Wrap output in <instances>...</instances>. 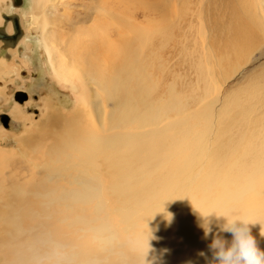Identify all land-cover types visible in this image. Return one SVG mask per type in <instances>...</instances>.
I'll list each match as a JSON object with an SVG mask.
<instances>
[{"label":"rangeland","instance_id":"obj_1","mask_svg":"<svg viewBox=\"0 0 264 264\" xmlns=\"http://www.w3.org/2000/svg\"><path fill=\"white\" fill-rule=\"evenodd\" d=\"M235 2L0 0V28L14 33L12 21L3 16L17 15L22 30L14 47L0 41V230H8L21 207H32V217L23 219L28 231L19 236L36 239L45 232L44 245L64 246L70 257L64 264L91 258L93 264H141L148 247L150 264H210L211 236L204 237L200 212L241 214L264 224V0H245L243 15H254L260 28L245 43L247 54L239 52L243 66L222 80L217 58L224 37L215 36L212 24H226L230 13L239 11ZM101 37L109 45L111 39L123 41L111 46L115 69L110 65L105 73V64H99L101 76L124 69L125 82L129 71L133 75V104L122 108L123 116L132 112L135 120L118 128L109 129L105 119L112 101L107 104L105 91L91 82L95 62L106 54L93 43ZM142 89L149 93L145 99L135 91ZM61 119L79 130L73 144L47 136L60 129ZM51 122L57 123L53 129ZM116 133H123L116 154L123 158L94 156L92 161L102 165L89 166L83 137ZM75 177L91 183L93 191L87 198L71 193L58 200L64 188L86 193ZM14 187L29 191L18 207L9 198ZM34 191L46 197L35 198ZM44 200L54 206L38 209ZM259 222L250 227L264 249ZM221 235L231 239L230 233ZM16 236L0 232V264H53L44 245L43 257L28 260L40 250V241L32 251H14L9 243Z\"/></svg>","mask_w":264,"mask_h":264},{"label":"bare ground","instance_id":"obj_2","mask_svg":"<svg viewBox=\"0 0 264 264\" xmlns=\"http://www.w3.org/2000/svg\"><path fill=\"white\" fill-rule=\"evenodd\" d=\"M233 1V0H232ZM237 2V6L239 7V11L241 12V16L242 18H239L238 15H239V11L238 12H233V14L230 13V20L226 22V24H221L219 21H215L214 24V27L215 29L217 30L215 36H219L220 37H224V42L222 43L223 45H220L222 47L221 50V54L220 56H218L217 58V65L219 66L220 69H224L223 72H219L221 74V77H222V80H226L228 79L230 76H232L241 66H243V61L245 62V59L244 56L242 55H239V52H245L247 54V50L245 49V43L254 39L255 35L254 33L255 32H258V28H260L259 26V23H256L255 22V18H253L254 15L252 16H249L248 14V17H245L243 15V13L247 14L246 13V7L244 6V2L245 0H235ZM227 2V0H226ZM235 2V3H236ZM234 3V2H233ZM246 4V3H245ZM144 6V5H143ZM230 10H231V7H234L230 4H228ZM104 7V6H103ZM128 7V6H127ZM155 7V6H154ZM106 13H108V10L106 7H104ZM157 8V7H156ZM251 8V7H250ZM237 9V8H236ZM68 10V9H67ZM152 11V10H151ZM226 11V10H225ZM199 14L203 13L202 10H198L197 11ZM104 14V13H103ZM110 14V13H109ZM115 14V13H114ZM225 14H228L227 12ZM252 14V13H251ZM250 14V15H251ZM156 15V14H155ZM215 17V15H214ZM117 19L118 21V27L120 28V25H121V21H119V17H117L115 15L114 19ZM126 18V17H125ZM212 18V17H211ZM216 19V18H215ZM257 19V18H256ZM128 20V19H127ZM149 21V20H148ZM104 22V21H103ZM152 22V21H151ZM212 22V21H211ZM99 23V21L97 22ZM100 24V23H99ZM134 25V23H133ZM95 26V25H94ZM93 27V26H92ZM97 28V26H95ZM101 27V26H100ZM103 27V26H102ZM91 28V27H90ZM98 28H99V25H98ZM106 28H108L107 24L106 26L104 27V30H106ZM130 28V27H129ZM142 29V28H141ZM257 30V31H256ZM119 31V30H118ZM254 35V36H253ZM259 36V35H258ZM119 37H121L123 39V36L121 33H119ZM104 37H101L99 38V40H93V43L95 44H98L97 45V48L103 52V53H106L105 55L103 54V56L101 57V61H94L95 64H98L94 67V70L96 69V74H94L95 76H91V82H94L96 85L100 86L101 89L103 91H105L106 95H107V98L105 99V102L108 104L109 101H112V106L113 108H110L109 111L106 113L107 114V117L105 119L108 120L109 122V129L110 128H118V127H122L125 123L126 125L127 124H132V122L135 120L134 117H131L130 114L132 113H129L127 116H123V108L122 107H125L128 109L132 106L133 102L131 100V94L133 93L130 85H129V81L131 78H133V75L131 74V71H129V76L127 75L125 78V82L123 80V70H117L118 72H116L115 74L114 73H109L108 76L110 77H104L101 76V72L99 71L100 69V66L101 64H105V68H104V72L106 73L107 71H109V66L111 65L112 69H115V66L117 65L115 60L117 57H115V59L111 56V46H115L117 44H122L121 42H123L121 40L118 41L116 38L115 39H111L112 41H109L111 44L109 45L107 42L104 43V41L106 40L105 38L103 39ZM110 40V39H109ZM120 40V39H119ZM92 43V44H93ZM95 46V45H94ZM119 46V45H118ZM78 49V48H77ZM82 49V48H81ZM89 50V52L87 51L88 55L90 54L92 56V51L89 47H87V45H84L83 47V50ZM123 49V48H122ZM79 50V49H78ZM82 51V50H81ZM118 51V50H117ZM83 52V51H82ZM120 52V51H118ZM80 53V51H79ZM110 53V54H109ZM220 53V52H219ZM235 53L237 56H235ZM94 56V55H93ZM93 59V58H92ZM104 59V60H103ZM95 60V59H94ZM90 61V60H88ZM104 61V63H103ZM91 62V61H90ZM122 62V61H120ZM100 64V66H99ZM226 64V65H225ZM217 66V68H218ZM121 67V66H120ZM123 67V66H122ZM229 69V70H228ZM142 70V69H141ZM111 71V70H110ZM116 71V70H115ZM143 71V70H142ZM105 75V74H104ZM143 76V75H142ZM211 76V75H210ZM100 77L102 79H100ZM212 77V76H211ZM221 83V82H220ZM136 92L140 93L142 97L143 95H149V93L147 92H144V94H142V92L144 91L143 89L142 90H135ZM142 91V92H141ZM123 96L125 98V102L123 101ZM147 96H144L142 97L143 99L147 98ZM247 97H249V95H246ZM251 97V96H250ZM243 99V98H242ZM248 99V98H247ZM250 100V99H249ZM48 101V100H47ZM240 101V100H239ZM244 101V100H243ZM227 102V101H226ZM238 102V101H237ZM242 102V101H241ZM240 102V103H241ZM103 103V102H102ZM229 103V102H228ZM144 104H146V100L144 102ZM213 104H214V101H212V103L210 104L211 107H213ZM237 104V103H236ZM242 104V103H241ZM227 105V104H226ZM229 105V104H228ZM227 106H224V109L222 110L223 114L226 115V113L229 111L227 110V108H225ZM95 110L97 111L98 113V116L100 118V124L102 125V127L104 128L103 126V121L105 119H101V111H102V107H101V104L100 102H97L95 103ZM73 116V115H72ZM71 116V117H72ZM75 116V115H74ZM77 116V115H76ZM48 117V116H47ZM81 117V116H80ZM124 119V121H123ZM126 119V120H125ZM53 120V119H52ZM61 123L58 124V127H60V129L57 131V132H53L52 130L51 131H48L50 132L49 134H47V136L53 140V141H56L58 138H60L61 140H63L64 143H67V144H73V139L76 140L75 138V134L79 131L77 129V127H73V123L71 121H67V120H63L61 119ZM75 121V120H74ZM224 121V120H223ZM75 123V122H74ZM123 123V125H122ZM52 125V129L53 127H55L57 125V123H53L51 122L50 123ZM42 125V123H41ZM40 125V126H41ZM87 129V128H86ZM93 131V130H92ZM96 131V130H95ZM103 131H107V130H103ZM118 132V131H117ZM82 135V134H81ZM103 135V134H102ZM105 135V134H104ZM44 138H40L39 139V142H42ZM84 139V142L86 143L85 147H82V152L86 154L87 156V164H89V166H100L102 165L101 163H95L94 161H92L93 157L94 156H99V155H102L104 157H107V156H116V157H119V158H123V155H116L118 153V147L119 145H117L118 143H120V141L123 139V133H116V134H109V135H106L105 137H98V136H95L94 134L92 136H89V137H83ZM106 142L107 144V147H103L102 144ZM59 143V142H58ZM98 144V145H97ZM79 146V145H78ZM52 147V146H50ZM65 147V146H64ZM63 147V148H64ZM110 148V149H109ZM60 149V148H59ZM109 149V150H108ZM102 150V152H101ZM49 153V152H48ZM68 153V152H67ZM70 154V153H68ZM85 166V165H84ZM90 168V167H89ZM83 171V170H82ZM86 171V170H85ZM119 171H123V168L120 169ZM108 173H109V170H108ZM50 178H52L51 176H48ZM78 179V181H76V183L78 185H80L81 187H83V190L86 191V193L82 194V193H79L73 189H68V188H64L62 190V195L61 193H59L58 195V200L60 199H65V198H69V195L71 193H74V195L78 196V198L81 199L80 196L82 197H88L90 195V193L93 191V185L91 183H89L88 181H85V180H81L79 177H75L74 179ZM23 185H26V184H23ZM37 185V184H35ZM40 185V184H39ZM124 185H127V183H125ZM254 185V184H253ZM29 194V191L26 190L25 188H22V187H14V192L13 194L10 192L9 195H11L12 197H9L12 199L11 202H14L12 206H16L18 207L21 203L25 202L27 197ZM36 194V197L37 198L38 196H45L46 197V194L45 192H37V191H34L33 192V195ZM57 194V193H56ZM80 195V196H79ZM51 198H53L51 196ZM84 198V199H86ZM3 199V198H2ZM5 200V204L8 203V200L7 199H3ZM36 201V200H35ZM240 201V200H239ZM243 201V200H242ZM29 202V201H28ZM52 200H48V203H51ZM241 202V201H240ZM47 200L43 201L42 203V207H39L38 209H45L47 207ZM59 203V202H58ZM62 204V202H60ZM4 204V203H3ZM4 204V205H5ZM52 204V203H51ZM60 204V205H61ZM54 206V204H52ZM240 205V204H239ZM70 206V205H69ZM247 206V205H246ZM72 208V210L74 209L72 206H70ZM14 208V207H12ZM23 208L21 211H22V214H19V215H14V219L12 220V224H10V226L8 227V230L6 229H2L0 230V232H3V231H6V234H12V235H17L15 237V239L13 240L12 243H9V244H13V247L15 248L14 251H16L17 249H22V248H29L30 251H32V246H33V243H36L38 241H40V250L33 253L32 255H29L28 256V260L30 261L31 259H34L35 261H38L41 257H43L44 255L41 254L42 251V246L44 245L45 243V240L41 239V235L45 232H40L38 237H36V239L32 238V235L29 234L27 236H19V235H22L24 234L25 232H27L28 230L25 229L23 227V219L26 217V216H31V213L33 212L34 208H26L25 206L21 207ZM42 209V210H43ZM15 210V209H14ZM47 211V210H45ZM68 211H65V215H67L68 217V214L66 213ZM74 212V211H73ZM73 212H70V213H73ZM37 213V220L39 219V223L37 224L39 227L38 229L40 230H43L44 229V225L42 224L41 222V215L39 214V211L36 212ZM43 213V212H42ZM57 213V212H56ZM63 213V215H64ZM61 214V213H60ZM64 215V217L66 218V216ZM73 215V214H71ZM77 215V214H76ZM161 215H164L161 213ZM43 216H46V212L43 213ZM70 216V214H69ZM61 218V217H60ZM76 218V217H75ZM63 219V217H62ZM72 220V219H71ZM69 222L70 219H69ZM75 221H72V225ZM35 229V226H32L31 229L29 230H34ZM36 232V231H35ZM38 233V232H37ZM49 234V233H48ZM45 235V239L46 236ZM2 237H6L5 235H2ZM50 240V239H49ZM106 241V240H104ZM55 242V241H54ZM53 243V242H52ZM45 248L47 247V258H54V262H52L53 264H64V261L65 259L69 260L70 257H68V254L66 255V251L64 252L63 250V245H60L58 244L57 242L54 243L53 246H49V245H44ZM61 247V250L58 251L57 249H54L53 250V247L57 248V247ZM13 250H9V252H11ZM20 251V250H19ZM19 251H16V252H19ZM75 254V253H74ZM70 256V255H69ZM26 258V256H24ZM23 256H19L17 258H22V260H25ZM46 257V256H45ZM59 259V263H58V260ZM21 260V261H22ZM86 260V259H85ZM81 261V260H80ZM80 261L78 262V264H93V259H87V261H84V262H81ZM83 261V260H82ZM175 264H179V263H175ZM182 264V263H180Z\"/></svg>","mask_w":264,"mask_h":264},{"label":"clouds","instance_id":"obj_3","mask_svg":"<svg viewBox=\"0 0 264 264\" xmlns=\"http://www.w3.org/2000/svg\"><path fill=\"white\" fill-rule=\"evenodd\" d=\"M200 213L202 216L200 227L203 229L204 237L211 236V242L208 245L212 252L210 264H264V249L258 246L257 239L252 234L250 227L259 221H252L246 215L241 214L217 213L215 211ZM212 214H215L214 220ZM260 224V234L264 236V224ZM225 232L231 234L230 240L221 235ZM148 251L149 247L146 252L142 253L141 264H150L146 260Z\"/></svg>","mask_w":264,"mask_h":264},{"label":"water","instance_id":"obj_4","mask_svg":"<svg viewBox=\"0 0 264 264\" xmlns=\"http://www.w3.org/2000/svg\"><path fill=\"white\" fill-rule=\"evenodd\" d=\"M14 2L15 4H19L21 0H14ZM3 17L6 23L12 21L14 33L10 34L6 30L0 28V41L3 42L5 45L14 47L17 44L18 38L21 36L22 33L19 17L17 15H4ZM4 117L8 118L7 115H4Z\"/></svg>","mask_w":264,"mask_h":264},{"label":"flooded vegetation","instance_id":"obj_5","mask_svg":"<svg viewBox=\"0 0 264 264\" xmlns=\"http://www.w3.org/2000/svg\"><path fill=\"white\" fill-rule=\"evenodd\" d=\"M7 31V30H6ZM22 95H24V94H22Z\"/></svg>","mask_w":264,"mask_h":264}]
</instances>
